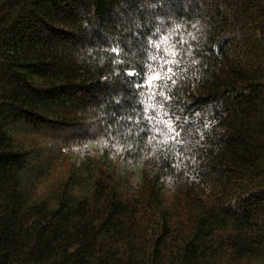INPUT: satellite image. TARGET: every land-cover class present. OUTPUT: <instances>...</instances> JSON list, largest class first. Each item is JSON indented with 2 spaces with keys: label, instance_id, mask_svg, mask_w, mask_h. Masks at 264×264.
Wrapping results in <instances>:
<instances>
[{
  "label": "trees",
  "instance_id": "1",
  "mask_svg": "<svg viewBox=\"0 0 264 264\" xmlns=\"http://www.w3.org/2000/svg\"><path fill=\"white\" fill-rule=\"evenodd\" d=\"M0 264H264V0H0Z\"/></svg>",
  "mask_w": 264,
  "mask_h": 264
},
{
  "label": "snow or ice",
  "instance_id": "2",
  "mask_svg": "<svg viewBox=\"0 0 264 264\" xmlns=\"http://www.w3.org/2000/svg\"><path fill=\"white\" fill-rule=\"evenodd\" d=\"M128 75H129V76H132V75H135V73L132 72V71H129ZM134 87H138V85H137V86H134Z\"/></svg>",
  "mask_w": 264,
  "mask_h": 264
},
{
  "label": "rangeland",
  "instance_id": "3",
  "mask_svg": "<svg viewBox=\"0 0 264 264\" xmlns=\"http://www.w3.org/2000/svg\"><path fill=\"white\" fill-rule=\"evenodd\" d=\"M73 157V156H72Z\"/></svg>",
  "mask_w": 264,
  "mask_h": 264
}]
</instances>
